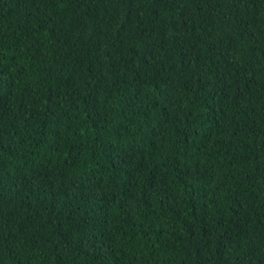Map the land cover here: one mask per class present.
Here are the masks:
<instances>
[{"label": "trees", "instance_id": "trees-1", "mask_svg": "<svg viewBox=\"0 0 264 264\" xmlns=\"http://www.w3.org/2000/svg\"><path fill=\"white\" fill-rule=\"evenodd\" d=\"M0 264H264V0H0Z\"/></svg>", "mask_w": 264, "mask_h": 264}]
</instances>
